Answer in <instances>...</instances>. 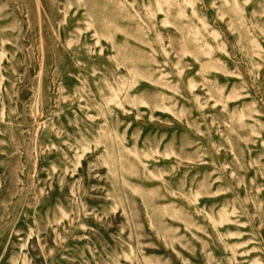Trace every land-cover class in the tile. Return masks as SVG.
Returning <instances> with one entry per match:
<instances>
[{"label":"rangeland","instance_id":"374dc122","mask_svg":"<svg viewBox=\"0 0 264 264\" xmlns=\"http://www.w3.org/2000/svg\"><path fill=\"white\" fill-rule=\"evenodd\" d=\"M0 264H264V0H0Z\"/></svg>","mask_w":264,"mask_h":264}]
</instances>
